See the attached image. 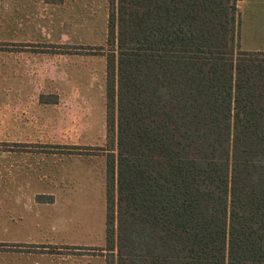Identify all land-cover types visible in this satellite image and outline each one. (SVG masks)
I'll use <instances>...</instances> for the list:
<instances>
[{"label":"trees","instance_id":"obj_1","mask_svg":"<svg viewBox=\"0 0 264 264\" xmlns=\"http://www.w3.org/2000/svg\"><path fill=\"white\" fill-rule=\"evenodd\" d=\"M235 2L110 0L105 264H264V52Z\"/></svg>","mask_w":264,"mask_h":264},{"label":"rangeland","instance_id":"obj_2","mask_svg":"<svg viewBox=\"0 0 264 264\" xmlns=\"http://www.w3.org/2000/svg\"><path fill=\"white\" fill-rule=\"evenodd\" d=\"M35 1L13 0L20 6L6 12L3 29L9 40L30 42L0 41V246L20 243L14 224L26 221L1 209L58 180L81 208L75 235H58L43 217L45 231L34 235L36 242L65 239L99 253L105 245L106 160L116 154V130L107 131L105 107V56L115 51L106 44L110 0H48L47 21L34 22L26 16ZM239 35L240 50L264 52V0L241 1ZM74 63L76 74L69 73ZM55 84L72 89L47 91ZM12 116L18 123L10 124Z\"/></svg>","mask_w":264,"mask_h":264},{"label":"crops","instance_id":"obj_3","mask_svg":"<svg viewBox=\"0 0 264 264\" xmlns=\"http://www.w3.org/2000/svg\"><path fill=\"white\" fill-rule=\"evenodd\" d=\"M241 1L242 0H239L238 3L239 26ZM51 5L52 4L48 0H36L35 5L31 7V14L29 16H26V19L30 21L34 20V22L41 20L47 21L48 17L45 15V13L46 11H49ZM18 6L20 5L17 3L13 5V0H11V4H7L5 0H0L1 42H30H18L9 40V37L5 36L6 32L3 31V29H5L7 23L9 22V15H7L6 12H8L9 9L13 11V7H15L14 10H16ZM26 12H28V10H26ZM10 21L16 22L14 21L13 17H11ZM19 26L20 23L18 24V27ZM239 36L240 35L238 32V44ZM74 65L75 67L70 68L69 73H73L74 71V74H76V63H74ZM70 77L72 78L71 75ZM58 85L60 84H55V88L49 89L47 91L70 92L72 89L70 87L69 89L66 87L64 88L65 90H60ZM73 86L76 87V85ZM13 89L14 88L12 86L7 92L13 91ZM50 103L52 105L54 104L52 102ZM17 119L18 118L12 116L10 118V124L18 123ZM73 156L75 157L77 155H70L69 157L72 158ZM0 171L3 172L1 169ZM41 176L42 174H39L38 178L40 182H43ZM26 185L28 188L30 187L28 183H26ZM49 185L52 186V189H49L50 187L38 186L33 190H29L27 197L18 199L16 202H10L6 204L7 207L5 208V210L1 209V212L11 214L10 218H19L20 220L26 221H21L18 223V225L14 224V230L16 231V234L22 238L19 240L20 243L6 244L0 246V264H83L88 263V261L91 259H100V264H105L106 254L105 250H103L105 245L99 246L101 250L99 253H97L94 250V248L96 247H80L77 245V243L71 244L65 239H62L61 241H58L60 243L55 244H47V242H36L37 240L34 238V235H41L45 231V222L43 220V217H48L51 220L52 231H56L58 235L61 233L62 230H65L66 234H70L71 236H73L75 235V230L77 229L75 218L78 214H80L81 208L78 206L77 199L72 196L73 191L67 190V185L63 184V182L58 180L51 181ZM31 220L33 223L30 222Z\"/></svg>","mask_w":264,"mask_h":264}]
</instances>
